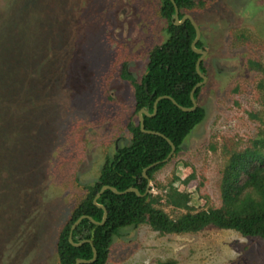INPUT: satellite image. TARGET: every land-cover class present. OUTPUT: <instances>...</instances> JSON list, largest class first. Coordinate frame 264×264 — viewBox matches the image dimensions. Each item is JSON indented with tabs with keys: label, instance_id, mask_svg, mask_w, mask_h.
Segmentation results:
<instances>
[{
	"label": "rangeland",
	"instance_id": "obj_1",
	"mask_svg": "<svg viewBox=\"0 0 264 264\" xmlns=\"http://www.w3.org/2000/svg\"><path fill=\"white\" fill-rule=\"evenodd\" d=\"M186 10L208 51L203 120L149 182L190 202L170 217L220 205L228 154L264 138V0H195ZM159 0H0V264H59L61 225L106 158L130 142L134 89L166 38ZM188 178V179H187ZM187 180V182H185ZM264 264V239L214 225L113 236L105 264Z\"/></svg>",
	"mask_w": 264,
	"mask_h": 264
},
{
	"label": "trees",
	"instance_id": "obj_2",
	"mask_svg": "<svg viewBox=\"0 0 264 264\" xmlns=\"http://www.w3.org/2000/svg\"><path fill=\"white\" fill-rule=\"evenodd\" d=\"M160 1V16L165 20V40L154 46L148 53L145 71L139 80L121 67L120 76L131 82L134 89V116L140 109L153 112L154 99L161 95L171 96L177 105L191 107L190 91L201 77L195 70L199 54L191 49L195 30L189 20L182 24L174 23V8L170 0ZM180 13L192 9L195 0H174ZM196 47L205 50L199 39ZM248 65L264 71L261 63L250 60ZM200 70L205 74L203 62ZM258 89L264 92V76L258 82ZM201 86L193 98L198 102ZM170 99L161 98L153 116L144 115V127L164 134L175 146V153L182 149L185 138L204 118V108L198 105L192 111H182ZM127 130L131 134L128 144L118 147L111 158H106L97 179L85 186V194L73 207L69 217L64 220L56 241L59 264H76L78 259L92 257L91 244L96 249V258L91 263L105 264L113 236L127 226L148 225L160 234L195 233L204 227L214 225L221 229L235 230L241 235L264 239V138L255 139L251 147L228 154L221 170L219 181L220 205L197 212H186L176 218L170 217L158 207L160 199L175 208H184L191 200L188 192L178 194L168 186L162 195H152L147 188V179L142 175L144 168L148 179L162 168L163 160L171 147L161 136L141 132L138 120L130 118ZM188 179V178H187ZM187 182V180H185ZM110 185L118 191L135 187L142 196L134 192L115 194L105 189L97 203L105 206L107 217L101 225L88 219H81L72 231L74 242L88 239L80 246L68 241L72 223L81 215H89L96 221L102 218L103 210L91 201L101 186ZM162 264H175L165 262Z\"/></svg>",
	"mask_w": 264,
	"mask_h": 264
},
{
	"label": "water",
	"instance_id": "obj_3",
	"mask_svg": "<svg viewBox=\"0 0 264 264\" xmlns=\"http://www.w3.org/2000/svg\"><path fill=\"white\" fill-rule=\"evenodd\" d=\"M171 3L173 4V8H174V23L176 25H179V24H182L185 19H188L190 21V23L192 24L194 30H195V37H194V40L192 41L191 43V49L199 54V57L196 61V64H195V70L196 72L199 74V76L201 77V81L198 82L197 84H195L193 86V88L191 89L190 91V96L189 98L191 99L192 101V106L191 107H184V106H180V105H177L176 101L174 99L171 98V96H168V95H161V96H158L157 98L154 99V102H153V112L152 113H149L146 109H140L138 112H137V120H138V123H139V128L141 130V132L143 133H147V134H154V135H158V136H161L162 138H164L168 144L170 145L171 147V150L168 154V156L163 160V162L167 161L171 156L172 154L175 152V146L174 144L170 141V139H168L164 134L158 132V131H155V130H148V129H145L144 127V115L145 116H153L155 113H156V105H157V102L159 101V99L161 98H166V99H170L172 101L173 104L177 105L182 111H192L194 110L197 106H198V102L195 100V98H193L194 96V92L195 90L202 86L204 84V82L206 81V75L204 73L201 72L200 70V63L202 62V59L203 57L207 54V51L206 50H202V49H199L196 47V43L198 42V40L200 39L201 37V30L198 26V24L194 21V19L189 16V15H184L182 16L181 18H179V9L176 5V3L174 2V0H170ZM182 149H183V146H182ZM158 162H155V163H152L150 164L149 166H147L146 168H144L143 172H142V175L147 179V188H146V191L149 189V182H150V179H148L147 175H146V170H148L150 167L156 165ZM105 189H109L111 190L113 193L115 194H124L126 192H134L137 196H142V194L139 193V191L135 188V187H128L127 189L123 190V191H118L117 189H115L114 187L110 186V185H103L101 186L100 190L96 193V195L94 196V198H92V202L94 205H96L98 208L102 209L103 210V214H102V218L100 221H96L95 219H93L91 216L89 215H81L80 217H78L71 225L70 227V232H69V236H68V241L71 245L73 246H80L81 244L85 243V242H88V243H91L90 240L88 239H85V240H81L80 242H74L73 239H72V231L73 229H75V227L79 224V222L81 221V219H88L90 222H92L93 224H96V225H101L105 222V219L107 217V210L105 208L104 205L100 204V203H97L96 199L100 197V195L103 193V191ZM91 248H92V257L90 259H78L76 261V264H79V263H91L95 260L96 258V249L95 247L91 244Z\"/></svg>",
	"mask_w": 264,
	"mask_h": 264
},
{
	"label": "flooded vegetation",
	"instance_id": "obj_4",
	"mask_svg": "<svg viewBox=\"0 0 264 264\" xmlns=\"http://www.w3.org/2000/svg\"><path fill=\"white\" fill-rule=\"evenodd\" d=\"M159 9H160V7H159ZM185 11H186V10H185ZM185 11H182V15H181V16L179 15V18H181V17L184 16V15H189V14H186ZM179 13H180V11H179ZM189 16H190V15H189ZM163 20H164V19H163ZM185 20H188V19H185ZM164 23H165V25H166L165 20H164ZM201 34H202V32H201ZM205 50H206V49H205ZM206 51H207V50H206ZM207 53H208V51H207ZM206 55H207V54H206ZM206 55H205V56H206ZM205 56H204V57H205ZM204 57H203V58H204ZM125 67L127 68V66H125ZM127 70H128V68H127ZM128 72H129V70H128ZM129 73H130V72H129ZM130 74H132V73H130ZM132 75H133V74H132ZM133 76H134V75H133Z\"/></svg>",
	"mask_w": 264,
	"mask_h": 264
}]
</instances>
